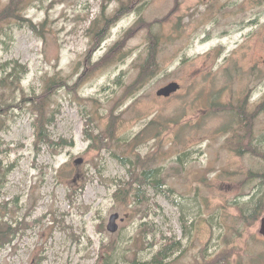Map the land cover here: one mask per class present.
Masks as SVG:
<instances>
[{"label":"rangeland","instance_id":"rangeland-1","mask_svg":"<svg viewBox=\"0 0 264 264\" xmlns=\"http://www.w3.org/2000/svg\"><path fill=\"white\" fill-rule=\"evenodd\" d=\"M129 2L26 0L25 20L0 21V220L20 223L0 264H159L164 247L162 264H264V0H133L95 43L94 23ZM154 46L159 69L142 79ZM52 81L70 87L45 104L60 112L46 134L73 141L60 150L34 126ZM171 82L181 90L158 97ZM111 126L115 142L92 148ZM132 166L165 186L139 192Z\"/></svg>","mask_w":264,"mask_h":264},{"label":"trees","instance_id":"trees-1","mask_svg":"<svg viewBox=\"0 0 264 264\" xmlns=\"http://www.w3.org/2000/svg\"><path fill=\"white\" fill-rule=\"evenodd\" d=\"M26 2V0H11V3L4 8L3 12L1 13V19L0 21L7 20V19H16V20H25L26 17L19 13L20 8L23 6V4ZM133 0H130V2L127 5H121L120 10H118L117 14L113 17H107L106 15L103 16L101 20H99V23H103V26L99 27L97 30L95 28V25L92 27V29L89 32L96 31V38L94 39V42L97 44H100L102 41L105 40L106 36L109 34L111 26L115 23L121 20V16L124 14V12H127L132 8ZM28 22V20L26 21ZM36 31V28L33 27ZM37 32V31H36ZM132 30H129L126 35L131 37ZM158 41L157 37H154L151 40V44L155 45ZM123 47V43L119 42L117 43L113 48H111V52L109 53L112 57L115 55L119 50H121ZM158 48L156 46L150 47L149 52V58L146 60L145 64L143 65L142 72L140 73V78H148L154 74L157 73L159 69V64L157 61V55H158ZM13 73H17V70ZM10 78H14L13 75L10 76ZM66 86L69 87V84L65 81H52L50 86H47L45 94L37 99L36 103L34 100H28L30 103H35L33 108L38 113V119L35 122L34 126L37 131V144L38 145H48L55 150L63 149L67 146H72L73 141H68L66 139H60L59 141H55L53 138H51L50 133L48 135L46 134V131H48V126L53 125L57 119L58 114L60 113L58 110L52 111L50 115L47 114V107L46 104V98L52 97L54 94H56L60 89H63V87ZM8 111H2L0 109V113H4ZM92 118H90L88 121L90 122ZM116 128L114 126H111V128L107 132V136L101 139V137L98 138V135H89V139L92 141V148L95 149H107L110 144H113L116 140ZM237 140V139H235ZM240 151V150H239ZM140 155L137 156L139 158ZM124 164H133L132 161H127V159H123ZM146 166H143L144 168ZM140 168H134V166L130 169V176L132 184L137 186L138 191L141 193H144L145 188L154 186L155 190H160L165 186L164 178L158 177L155 175L157 173V170L154 169H144L142 172L138 171ZM159 170V169H158ZM262 180V186L264 187V176L261 178ZM129 185V186H132ZM120 187V186H119ZM84 188H81L79 191L82 192ZM78 191H76L77 193ZM129 190L127 188H119L118 191L115 194V197L121 201H125L126 198L129 196ZM1 208V206H0ZM247 212L255 211V214L251 216L252 222L257 221L263 214V209L260 207L259 201H252L251 203L247 204ZM2 216L0 215V219ZM13 224H20L15 223L11 221H1L0 220V248L6 247L7 245H10L13 243L15 237H16V229L14 228ZM187 227V225H185ZM171 254V247H164L160 251V258L157 257L159 260V264L163 263V260L167 259L169 255ZM45 260V257L40 256L35 259V262L33 264H42V262ZM137 264V262L135 263ZM206 264H229L226 263L225 259L215 260L213 263H210L209 261H206Z\"/></svg>","mask_w":264,"mask_h":264},{"label":"water","instance_id":"water-1","mask_svg":"<svg viewBox=\"0 0 264 264\" xmlns=\"http://www.w3.org/2000/svg\"><path fill=\"white\" fill-rule=\"evenodd\" d=\"M181 90V85L178 82H171L165 87L161 88L157 92L158 97H163V98H170L173 95L177 94ZM84 163V159L79 158L75 161V165L79 166ZM120 220V214L116 213L110 217V221L108 224V231L111 233H117L120 229L118 221ZM124 221V219H122ZM261 233L264 235V218L262 219V227H261Z\"/></svg>","mask_w":264,"mask_h":264}]
</instances>
